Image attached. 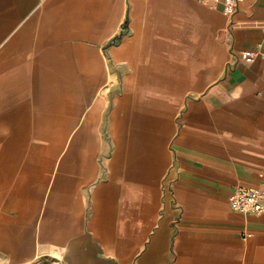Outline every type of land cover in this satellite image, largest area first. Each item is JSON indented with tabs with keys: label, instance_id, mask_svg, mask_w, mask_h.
<instances>
[{
	"label": "crops",
	"instance_id": "0c3cea01",
	"mask_svg": "<svg viewBox=\"0 0 264 264\" xmlns=\"http://www.w3.org/2000/svg\"><path fill=\"white\" fill-rule=\"evenodd\" d=\"M239 186L264 0H0V264H264Z\"/></svg>",
	"mask_w": 264,
	"mask_h": 264
},
{
	"label": "built area",
	"instance_id": "2783aa9c",
	"mask_svg": "<svg viewBox=\"0 0 264 264\" xmlns=\"http://www.w3.org/2000/svg\"><path fill=\"white\" fill-rule=\"evenodd\" d=\"M199 2L212 6L216 3L222 4V10L229 18H233L239 10L242 0H198ZM253 55V53H250ZM230 206L237 211L247 214H259L264 212V188L258 186H239L229 196Z\"/></svg>",
	"mask_w": 264,
	"mask_h": 264
}]
</instances>
